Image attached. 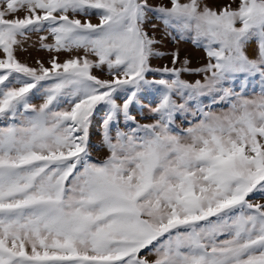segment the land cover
<instances>
[{"label":"snow or ice","instance_id":"6c2138e0","mask_svg":"<svg viewBox=\"0 0 264 264\" xmlns=\"http://www.w3.org/2000/svg\"><path fill=\"white\" fill-rule=\"evenodd\" d=\"M32 35L47 62L17 58ZM257 195L264 0H0V264H264Z\"/></svg>","mask_w":264,"mask_h":264},{"label":"rangeland","instance_id":"374dc122","mask_svg":"<svg viewBox=\"0 0 264 264\" xmlns=\"http://www.w3.org/2000/svg\"><path fill=\"white\" fill-rule=\"evenodd\" d=\"M150 2L155 4V3L160 2V0H150ZM206 2L210 6L216 7V8H219L229 3L232 4V7H236L238 4V0H206ZM91 19L93 23L98 22L95 17H92ZM151 24L158 25V28L155 31V35L157 39L162 40V43L158 45L161 51L170 52L173 49H179L181 61L187 56L190 61L189 66L193 68L199 67L200 65L206 62V57L204 55L203 48H197L196 46L192 44L191 40L181 41L177 39L174 42L171 37H166L164 35L163 25L160 24L157 20H155V18L150 20L149 23L146 25V28L149 30L150 34H153L151 30ZM49 42H50V38H49ZM253 46L254 45L249 46V53H251V49ZM25 49L26 50H23V51L18 50L16 55H17V58L20 59L22 62H27L30 65H34L37 59L47 62V60L52 55V53H49L48 51L41 49L39 47L37 43L36 35H32L31 39L25 45ZM66 55H67L66 53H61L60 59H63ZM151 63L153 67H163L165 64H167L168 66H171V57L169 55L163 58H153ZM94 74L99 75L101 77L105 76V73H101L99 70H94ZM182 78L189 80V81H194L195 79H199L201 77L195 74L185 73L182 75ZM31 102L34 104H38L40 103V99L39 97H33ZM143 103L146 105L147 99L143 100ZM102 113H103V110H101V115ZM132 114L136 116V118L141 123L150 122V118L148 117L146 107L143 110H141L138 105H134ZM177 123H179V120L177 121ZM183 126H186V124ZM98 140H99V125L97 124L93 128V136H92L93 144H96ZM104 155H106V149L94 148L91 150V156L93 159H101L103 158ZM250 199H252L253 202H257V201L264 202V198H262L259 195L255 197H251ZM142 254L147 255V253H142Z\"/></svg>","mask_w":264,"mask_h":264}]
</instances>
